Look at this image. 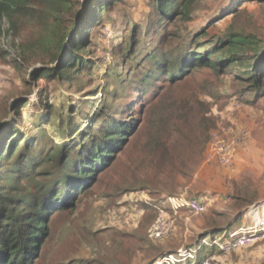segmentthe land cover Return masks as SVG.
<instances>
[{"label":"rangeland","instance_id":"1","mask_svg":"<svg viewBox=\"0 0 264 264\" xmlns=\"http://www.w3.org/2000/svg\"><path fill=\"white\" fill-rule=\"evenodd\" d=\"M150 11V0H121L99 16L89 34L92 68L80 86H62L56 79L33 81L32 69L48 66L50 54L27 52L23 47L26 36L10 28L6 18L0 23V128L8 123L18 129V140L22 136L26 141L39 138L41 151L47 155L51 150L45 145L53 140L56 126L44 125L45 136L38 134L29 115L40 99L56 104L65 103L68 97L72 101L93 99L96 106L105 107L104 96H109L107 110L124 106L127 115L141 121L110 167L74 197L73 208L48 209L47 236L34 264H171V255L173 258L191 247L197 251L194 259L205 256L212 264H264V95L248 93L243 99L234 95L239 85L248 87L236 82L243 69L238 64L221 73L195 68L181 82L168 84L162 79L146 90L125 93L121 81L131 80L132 74H125L124 68L130 63L123 62V57L130 53L127 40L132 24L139 26L136 66L155 46V37L146 30ZM203 29L207 40L225 30L253 34L264 48V0H196L189 20L170 25L177 42L193 48L194 35ZM259 79L264 80V75ZM159 83L161 94L154 96ZM25 101L28 107L23 105ZM186 101L192 108L188 130L196 141L167 144V108L169 115L175 116L173 110ZM139 105L144 107L142 115ZM213 131L237 141L232 167L206 160L205 149ZM166 144L172 165H166ZM46 169L53 167L50 164ZM53 178L43 173L36 182L44 185ZM25 187L33 190L36 186L22 176L12 193ZM181 195H200L207 202L206 210L196 215L181 213L184 217L174 218V228L167 237H152L151 227L159 209L168 207L169 197ZM211 195H215L213 199ZM229 224L234 230L228 238H202L208 227ZM244 232L257 235L244 246L226 247ZM217 240L223 248L214 244ZM175 263L192 264L185 260Z\"/></svg>","mask_w":264,"mask_h":264},{"label":"trees","instance_id":"2","mask_svg":"<svg viewBox=\"0 0 264 264\" xmlns=\"http://www.w3.org/2000/svg\"><path fill=\"white\" fill-rule=\"evenodd\" d=\"M120 1L0 0V23L6 18L10 28L26 36L23 47L27 52L45 51L50 54L48 66L32 69L33 81L56 79L62 86H80L93 64L89 58L91 26L99 22L101 14L108 13ZM195 3L196 0H150L153 13L148 14L146 30L147 34L155 37V46L141 57V63L136 66V44L140 40L137 39L139 26L133 23L127 40L130 53L123 57V62L130 63L124 68L125 74L127 77L132 74L131 80L121 81L125 93L132 95L146 90L162 79L168 84L181 82L195 68H209L221 73L228 66L238 64L243 69L236 82L247 83L248 87L239 85L234 95L240 99L248 93L254 97L263 96L264 80L259 77L264 75V48L255 35L225 30L207 40L203 29L193 37L196 48L183 41L177 42L170 25L189 20ZM114 76L117 79L116 72ZM158 89L154 96L161 94L160 83ZM113 93V98H116L115 89ZM48 94L49 98L54 97L52 92ZM61 96L57 97L59 101ZM107 98L109 96H104L102 102L105 107L96 106L93 99L72 101L69 97L65 103L59 104L41 99L36 102L29 115L38 134L43 132L45 136L44 125L56 126L53 140L45 145L51 150L47 155L41 151L39 138L26 141L22 136L18 140V129L8 123L0 128V264H34L47 236L48 209L73 208L74 197L93 184L100 172L110 167L137 132L141 121L127 115L124 106L113 108V112L107 110ZM23 105L28 107L27 101ZM178 105L173 110L175 116L169 115L170 108H167L169 135L166 143L171 145L177 140L194 143L196 139L190 137L188 130L191 102H179ZM143 109L139 105L141 115ZM36 110H40V114ZM167 144L166 165H172L173 157ZM196 156L201 157L200 154ZM50 164L53 170L46 171ZM43 173L54 178L44 185L36 182ZM22 176L36 187L33 190L25 187L18 193H12L13 186H17ZM198 198L206 202L200 195ZM233 227L232 224L227 227L210 226L202 238L212 239L220 235L228 238ZM196 257V261L206 258Z\"/></svg>","mask_w":264,"mask_h":264},{"label":"built area","instance_id":"3","mask_svg":"<svg viewBox=\"0 0 264 264\" xmlns=\"http://www.w3.org/2000/svg\"><path fill=\"white\" fill-rule=\"evenodd\" d=\"M236 142L237 141L235 139H230V137H227L220 131H213L205 149L206 160H213L223 167H232L235 161V153L237 149ZM168 200V207L159 209L158 216L151 227V236L156 239L165 238L172 232L174 228V218L176 216H181V213L191 215L203 213L206 210L207 205V202L203 200L182 195L169 197ZM256 235L257 233L251 234L244 232L243 235H239L229 244V246L227 245L226 247L230 248L232 245H235V247L244 246L248 244ZM213 242L215 245L223 248L220 244V240ZM194 252L193 248H188L178 253L175 257L173 256V258L171 255V264H174L178 260H189L192 264H212V261L209 258L196 261V259H194Z\"/></svg>","mask_w":264,"mask_h":264},{"label":"crops","instance_id":"4","mask_svg":"<svg viewBox=\"0 0 264 264\" xmlns=\"http://www.w3.org/2000/svg\"><path fill=\"white\" fill-rule=\"evenodd\" d=\"M207 189H210V188H207ZM200 190H201V189H200ZM211 196H213V197H211V198L213 199L215 195H211ZM181 217L183 218L184 216L181 215ZM181 217H180V218H181Z\"/></svg>","mask_w":264,"mask_h":264}]
</instances>
